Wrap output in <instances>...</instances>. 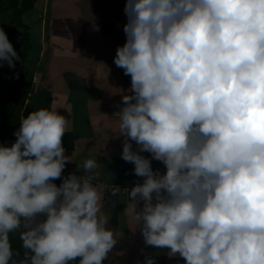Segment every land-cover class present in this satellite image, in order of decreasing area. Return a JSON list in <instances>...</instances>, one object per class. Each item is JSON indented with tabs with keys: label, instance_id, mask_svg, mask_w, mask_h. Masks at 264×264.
<instances>
[{
	"label": "clouds",
	"instance_id": "1",
	"mask_svg": "<svg viewBox=\"0 0 264 264\" xmlns=\"http://www.w3.org/2000/svg\"><path fill=\"white\" fill-rule=\"evenodd\" d=\"M124 13L114 63L131 88L113 118L121 158L144 178L124 212L145 245L185 264H264V0H126ZM19 59L0 28V65ZM68 124L39 108L0 144V264H104L123 237L102 210L96 158L53 183L72 162Z\"/></svg>",
	"mask_w": 264,
	"mask_h": 264
},
{
	"label": "crops",
	"instance_id": "2",
	"mask_svg": "<svg viewBox=\"0 0 264 264\" xmlns=\"http://www.w3.org/2000/svg\"><path fill=\"white\" fill-rule=\"evenodd\" d=\"M125 4L126 0H36L23 14L22 20L32 15L29 22L38 26L41 46L31 78L17 84L22 95L17 96L15 117L3 137L1 110L7 96L0 101V144L8 146L22 108L25 116L39 108L54 109L69 121L63 146L72 162L65 169L81 175L78 165L96 158L101 164L97 183H143L144 178L134 173V164L121 158L124 138L118 136L119 121L113 118L123 106L122 95L131 88V77L114 63L117 47L126 40ZM23 23L30 30V23ZM33 76L38 78L36 83ZM136 147L133 142L134 150ZM140 154L151 160L153 170L166 172L163 163L152 159L150 153ZM68 175L64 170L53 183L60 186ZM111 193L104 190L102 210L111 216L108 227L122 230L123 237L104 264H145L147 256L154 257L155 264H185L182 257L170 256L167 249L145 245L136 221L124 212L128 193ZM10 241L14 253H19L13 259H23L25 249L19 232L10 233ZM71 264H78V260Z\"/></svg>",
	"mask_w": 264,
	"mask_h": 264
},
{
	"label": "trees",
	"instance_id": "3",
	"mask_svg": "<svg viewBox=\"0 0 264 264\" xmlns=\"http://www.w3.org/2000/svg\"><path fill=\"white\" fill-rule=\"evenodd\" d=\"M35 1L36 0H0V11H8L10 13L11 21L20 29V48L17 50L20 59L17 60V64H15V67L12 69V91L1 110V137L7 134L9 125L15 117L16 95L18 93L17 84L23 76L22 64L27 58V53L31 46L29 42V26L23 23L22 16L33 8Z\"/></svg>",
	"mask_w": 264,
	"mask_h": 264
},
{
	"label": "rangeland",
	"instance_id": "4",
	"mask_svg": "<svg viewBox=\"0 0 264 264\" xmlns=\"http://www.w3.org/2000/svg\"><path fill=\"white\" fill-rule=\"evenodd\" d=\"M21 1V0H20ZM32 15L27 14L24 17L25 23H30V18ZM29 30V42L30 48L27 53V58L25 59L23 66V76L20 79V82L23 84L27 83V81L31 78V75L34 71V66L36 63V59L39 57V50L41 46V40L39 38L40 34L38 32V26H36L35 22L30 23ZM0 28H3L9 41L12 43L15 51L20 48V40H19V31L20 29L16 24L11 21L10 13L8 11H0ZM17 60L14 61V64H17ZM18 66V65H17ZM13 68H10L6 62L0 65V101L1 99H8L9 94L12 91V77H13ZM17 72V71H16ZM20 84V83H19ZM18 87V86H17ZM20 92L17 93V96ZM7 94V95H6ZM20 95H22L20 93Z\"/></svg>",
	"mask_w": 264,
	"mask_h": 264
},
{
	"label": "built area",
	"instance_id": "5",
	"mask_svg": "<svg viewBox=\"0 0 264 264\" xmlns=\"http://www.w3.org/2000/svg\"><path fill=\"white\" fill-rule=\"evenodd\" d=\"M38 80L37 76H33V83H36ZM21 114H24V108H22L19 113H18V117H17V122H16V125H15V128L13 130V133H12V136H11V139L8 143V146H11L12 143L15 142V140L17 139L16 136L14 135V133L17 131V129L19 128V122H20V118H21ZM65 171H67L69 174L71 173H75L76 175H80L78 174L77 172L73 171V170H67V169H64ZM108 185L109 187L106 189L107 191H110L112 190V185L116 186L119 188L118 191H120L121 193L123 194H126L127 191L126 190H130L132 187H134L136 184H106Z\"/></svg>",
	"mask_w": 264,
	"mask_h": 264
}]
</instances>
